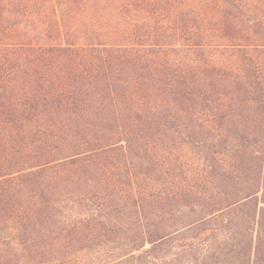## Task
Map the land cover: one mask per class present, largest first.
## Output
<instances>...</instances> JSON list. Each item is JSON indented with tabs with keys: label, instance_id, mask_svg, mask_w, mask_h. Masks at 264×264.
Instances as JSON below:
<instances>
[{
	"label": "trees",
	"instance_id": "16d2710c",
	"mask_svg": "<svg viewBox=\"0 0 264 264\" xmlns=\"http://www.w3.org/2000/svg\"><path fill=\"white\" fill-rule=\"evenodd\" d=\"M179 238L264 264V0H0V264Z\"/></svg>",
	"mask_w": 264,
	"mask_h": 264
},
{
	"label": "rangeland",
	"instance_id": "374dc122",
	"mask_svg": "<svg viewBox=\"0 0 264 264\" xmlns=\"http://www.w3.org/2000/svg\"><path fill=\"white\" fill-rule=\"evenodd\" d=\"M189 236L190 235H185V238L188 239ZM219 244L220 243L218 242V245ZM181 245H183V240L180 238L177 241L174 240L168 242L162 247L150 250L147 259L140 261L137 260L133 262V264H220L221 261L224 260L223 257H220L216 260V257H207V254H205L198 259L197 263H193V261H191L192 257H190L191 254L189 252L180 253L181 248H178V246ZM204 247L205 246L199 248V250H203ZM212 248L214 249L215 245H213ZM216 250H218V248ZM98 257L99 256L96 255L92 256V254H83L50 264H103V261L101 262Z\"/></svg>",
	"mask_w": 264,
	"mask_h": 264
}]
</instances>
